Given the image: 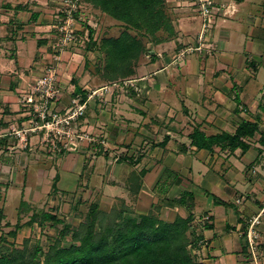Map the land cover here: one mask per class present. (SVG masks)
<instances>
[{"label": "crops", "instance_id": "crops-1", "mask_svg": "<svg viewBox=\"0 0 264 264\" xmlns=\"http://www.w3.org/2000/svg\"><path fill=\"white\" fill-rule=\"evenodd\" d=\"M213 2L216 5L229 3L234 11L229 16L215 15L208 36L210 46L199 53L186 54L184 60L179 62L180 57L174 53L188 44L198 43L197 33L201 22L199 14L191 9L188 11L186 8L185 12L177 14L175 20L171 19L178 34L172 41L175 52L164 49L158 54L152 49L151 54L155 53V57L150 58L146 65L148 72L143 74L149 77L138 82L140 87H147L149 93L138 94L132 89L135 95L128 98V95L122 96L119 99L121 104L118 103L120 108H113L115 116L111 111L107 112L104 115L106 121H101L104 123L101 132L106 135L109 133L115 139L120 134L124 140L125 134L139 127L135 140L131 138L130 141L135 146L137 142L141 143L143 136L148 140L153 137L149 132L153 127L150 124V128H147V120L156 119L158 126V119H169L164 123L159 120V125L163 126L160 127L162 135L158 134L155 141L159 143L164 140L162 145L156 143L147 148L133 163L115 158L112 164L106 166L105 174H102L105 183H101L109 188L120 186V195L102 194L96 191L97 185L90 183V171L94 170L95 163L91 159L92 155H89L90 150L87 151L88 144L79 147L81 151H78L79 148L64 149L56 157L40 154L37 157L43 159H38L35 154H28L18 139L8 137L4 143L12 155L6 158V154L0 150V162L7 166L10 164L9 158L11 162H16L14 164H24L26 169L30 162H41L43 165L54 162L49 178L53 181L57 177L56 192H74L83 179L82 185L86 186V190L90 189L102 200L115 196L127 199L129 194L134 196L135 208H131L135 214L147 213L153 203L176 197L182 190L190 191L193 194V222L202 226L200 240L204 243L199 249L200 262L247 264V254L242 252V229L264 204V148L258 143L259 134L247 140L249 147L244 152L240 148L233 151L218 147H214L213 151L196 149L189 144L188 134L195 127L207 136L221 132L232 134L243 121L257 122L259 131L264 133V0ZM10 62L5 57L0 58V65ZM17 64L16 60L14 69L18 73ZM28 73L26 71V75ZM13 74L0 71V100L28 93L27 84H22ZM58 103L60 108L65 106L62 100ZM129 105L133 107V112H127ZM88 112L84 119L85 126L89 123L95 126ZM18 114L17 119L20 120L22 113L18 111ZM5 115V119L10 116ZM112 117H117V120H108ZM121 119L124 125L115 126L122 123ZM174 119L183 121L185 128L171 125ZM136 121L143 125L145 123V126L138 123L135 126ZM33 137L36 136L30 134L27 137L31 145L34 144ZM105 156L114 157L111 153ZM6 166L5 170H9ZM44 170H39V181ZM141 171H144L141 187L136 194H132L126 185L128 177L132 172L139 175ZM8 175L0 174V179L3 176L7 179ZM72 177L76 180L73 187L65 183L66 178ZM188 184L192 185L193 190L188 189ZM159 186L162 187L161 193L155 195L153 191L158 190ZM51 187L52 183L49 189ZM194 188L200 189L202 193H196ZM160 213L163 219L171 221L177 215L184 217L187 210L182 206L164 204ZM260 232L264 244V218Z\"/></svg>", "mask_w": 264, "mask_h": 264}, {"label": "rangeland", "instance_id": "rangeland-1", "mask_svg": "<svg viewBox=\"0 0 264 264\" xmlns=\"http://www.w3.org/2000/svg\"><path fill=\"white\" fill-rule=\"evenodd\" d=\"M75 2V0L72 2H64L63 0H0V58L5 57L11 61L9 64L0 65V71L3 73L7 72V74L10 72L12 74L14 73L13 75H16L17 79L20 80L22 84H27L26 88L28 90V93L25 94H20L21 91H19L20 93L18 92V94L22 96L15 97V95H12L11 97H4L3 100H0V126L4 127L1 128L0 132L7 133L9 130L12 131V128L20 127L22 124L28 126L31 124L34 125L36 121L39 123L32 109V103L36 102L37 95L33 94L31 90H33L35 79L46 74L49 69V73H51L56 80L60 95L58 97L59 99L56 100L55 98L52 101V105L58 108V102L62 100L65 105L64 107H74L77 103L86 101V111L88 112V110H90L88 113L91 115V119H94L93 122L95 126L89 123L86 124V126L89 125L86 127L84 123L85 117H81L77 120L76 126L74 124V127L71 129V133L73 132L75 135L86 133L88 136L94 138V141L83 140L81 144L78 143L77 147L79 148L88 144L86 146V148H88L87 151L90 150L89 155H92L91 159L95 163V168L94 170L92 169L93 172L92 170L90 171V174H92L90 183L97 185L96 191H100L102 194L114 193L120 195L118 194L120 186H114L112 188L110 186L109 188L101 183L104 182V176L102 174H105L106 166L112 164L115 158L122 159L129 156L137 157L147 148L155 145L157 143V135H162L160 129L162 124L159 125V120H162L164 123V121L166 122L169 119H158V126H156V119L150 118V121L147 120V128H150V124L151 127H153L152 131H149L153 134V137H150L148 140L146 136H143L144 139H141V143L137 142V145H135L138 147H135L130 141L136 134L138 135L136 131L139 130V127L131 129L129 133L125 134L126 139L124 140L121 139L122 135L120 134H118L119 137L115 139L112 138L109 133L106 135L101 132V126H104V123L101 121H106L104 115L111 111L113 116H115L113 108H120L118 105L119 99H121L122 96L126 97V95H128V98L131 97L132 94L135 95L133 92L135 89L130 86H124L121 83L123 80L115 79L112 82H108L106 78L97 74L95 64L97 67H103L104 61L98 58L99 52L86 49V43L89 41L88 27L94 30L91 40L98 43L104 37L118 36L124 29V25L83 0H78L77 4ZM196 3L197 1L195 2V0H165V9L170 18L175 20L177 18L176 15L185 12L184 10L186 8H188V11L193 10L195 13L199 14L198 5H196ZM19 4H28L29 6H27V8H19ZM194 7H196V9ZM30 10L39 13L36 20L31 21L29 19ZM63 11L66 13L65 16L60 14V12ZM71 11L77 12V18L72 16ZM221 13H223L222 15H231L228 8ZM198 16L201 27L197 33V40L201 37V33L203 32V16L201 14ZM212 24H214L213 19L210 20L207 26V36H209V30ZM129 32L131 34H137L132 29H130ZM157 34H159L158 38L164 40L157 45L149 37H139L147 49H155L158 54L162 53L164 49H170L171 51L175 49L172 41L178 37L176 32L172 35L164 32H158ZM44 40H46V42H43ZM194 45L188 44L184 49L192 48ZM204 46L207 47L208 44L205 42ZM184 49L181 48L177 52L174 50V55L180 57L178 59L179 62L184 60L183 58L186 54L198 52L195 50L188 51L185 52L186 54L184 53L183 56H179V52L184 51ZM16 60L18 63V66L16 65L18 67V73L15 72L16 70L14 69ZM85 60L89 61V69L85 67ZM149 60L150 57L142 53L135 63L134 75L130 79L136 81L148 79L149 75L143 74L148 72L146 65ZM26 71H29V76L26 75ZM30 78L32 81H30ZM77 86L81 88L80 91H76ZM147 89V87H144L142 91H137V93H144L147 95L149 93ZM82 90H85L86 93L84 101L81 100L83 98ZM132 108L133 107L130 105L129 108L127 106V112H133ZM18 111L20 114L22 113L21 117H19L20 120L17 119L19 114L16 115ZM86 111L85 115H87ZM64 113L65 110L62 109L61 114ZM5 114H10V116L8 115L6 117L7 119H5L3 118L6 116ZM108 120L116 121L117 117H112ZM144 120H146V118H144ZM120 122L122 123H114L115 126L124 125L122 119ZM141 122L143 121L141 120ZM137 123L138 121L135 122V126ZM53 124L55 129H61L60 126H57V123ZM139 125L145 126V123L144 125L142 123ZM171 125H178L177 128L181 126L185 128L183 121L180 119H174ZM186 128L189 129L188 126ZM55 132L56 131H51L49 135L48 133L46 134L45 131L44 133L43 131L28 133L26 137L30 134L36 136L33 137L32 142L34 144H29L30 139L28 140L26 138L27 146L23 147V149H25L28 154H35V158L38 159H43V157H37V155L41 156L40 154L56 157L59 154L58 151L51 152L52 148L50 146V141L56 140ZM186 134L187 133H182L181 135ZM6 137L8 138V136L0 137V150L2 154H6L5 157L7 158V156H11L12 154L9 152L10 150L5 147V144L2 145ZM47 139L49 140L46 141ZM57 139L56 142L58 147H62L67 141L63 139L59 140V138ZM101 140L107 142V145L104 146L100 142ZM78 151H81V149L79 148ZM96 151H100L101 154L97 155ZM104 153L108 155L111 153L114 157L109 156L108 158ZM13 154L15 153L13 152ZM8 160L10 164H7V166L0 162V174H9V178L4 179L3 176V178L0 179V209L3 213L1 225L8 222V226H2L0 229V236L4 237V240L0 238V250L3 246H8L10 248L13 246L22 247L23 242L27 240L28 248L39 245L42 247V250L46 251L49 245L56 239H61L60 232L63 230L65 223L72 227L78 226V224L85 219L89 204L96 200L99 201L97 203H100V208L105 211H109L112 204L117 203L115 205H119L117 199H123L133 210L135 208V197H132L131 194H129V196L127 195V199L115 196L110 199L103 198L102 200L99 196L91 192L90 189L86 190V186L82 185L84 182L83 179L79 181L76 190L71 193L61 194L53 191L52 187L49 189V186L53 183L52 179L49 178V172L53 170L54 162L53 164L46 163L44 165L41 162H30L26 169L25 166H23L24 164H14L16 162H11L9 158ZM3 162H6V160ZM5 166L6 168L9 167V170H5ZM40 169L45 170L39 181ZM75 182L76 180L73 177L66 178L65 180V183L71 187L76 185ZM187 187L193 190L192 185L188 184ZM161 189L162 187L159 186L158 190L152 191L156 195V193H161ZM194 191H196V193L201 192V190L197 188H194ZM21 200H23L26 205L20 204ZM163 206L164 203L161 204V209L159 210L160 216V211ZM33 212H40V214L42 212H50L56 214L62 222L52 223L49 220H45L42 221L43 225L40 226L39 220L41 217H37L36 221L28 225L26 223ZM38 215L39 214H37V216ZM16 223L22 225L15 229ZM201 227L192 220L190 222V228L186 232L189 240L187 250L189 254L198 261H200L199 249L204 243L200 240ZM10 230H15V236L12 237L8 234ZM69 236L70 233L64 235V239L61 240L62 244H68ZM10 243L13 244L9 245ZM246 262L248 264L249 260L247 259Z\"/></svg>", "mask_w": 264, "mask_h": 264}, {"label": "trees", "instance_id": "trees-1", "mask_svg": "<svg viewBox=\"0 0 264 264\" xmlns=\"http://www.w3.org/2000/svg\"><path fill=\"white\" fill-rule=\"evenodd\" d=\"M63 1L72 2L74 0ZM75 1L77 4L78 0ZM83 1L124 25V29L118 36L104 37L98 43L91 40L94 30L88 27L89 41L86 43V49L99 52L98 58L104 61V66L97 67L94 63L96 71L108 82L115 79L132 78L135 63L142 53L150 58L155 57V53L151 54V49L144 46L139 36L149 37L155 44H158L164 41L158 38V32L171 35L175 33L171 18L165 9V0ZM27 6L29 5L21 4L18 7L27 8ZM71 13L77 18V12L71 11ZM60 14L66 15L64 11ZM38 16V12L30 10L29 19L31 21L36 20ZM130 29L137 34H131ZM85 67L89 69L87 60H85ZM80 89V87H76V91H80ZM81 92L83 96L81 100L84 101L85 90ZM84 117L85 114L82 118ZM256 133L259 134L258 143L264 148V133L259 131L257 122L249 121L241 122L232 134L221 132L207 136L195 127L188 134V139L189 144L195 146L196 149L213 151L214 147H218L233 151L240 148L244 152L249 147L247 140L253 138ZM163 142L164 140L157 145H162ZM2 143V145L5 144ZM98 154L101 152L98 151ZM104 154L106 155V153ZM139 156L122 159L133 163ZM143 173L144 171H141L138 175L132 172L129 175L126 185L132 194L139 191ZM56 180L57 177L52 183V190L55 192ZM117 200L119 205L112 204L109 211L102 210L100 203H97L98 200L90 203L85 219L74 227L65 223L60 232L61 239H56L46 251L42 250L39 245L28 248L27 240L23 242L22 247L3 246L0 250V264H202L194 259L187 250L189 240L186 232L193 220L191 213L192 192L182 190L176 197L159 200L157 203H153L144 214H135L131 206L123 199ZM163 203L182 206L187 210V214L184 217L177 215L171 221L163 219L159 214ZM20 204L26 205L23 200L20 201ZM37 214L39 215L37 216ZM37 217H41L40 226L45 220L52 223L62 222L56 214L33 212L26 224L31 225ZM2 219L3 213L0 209V229L2 226H8V222L1 225ZM21 225L16 223L15 229ZM245 229L246 224L242 229L244 239L242 252L248 256ZM68 233H70L68 244H62L61 240ZM8 234L12 237L15 236V230H10ZM0 238L4 240L3 236Z\"/></svg>", "mask_w": 264, "mask_h": 264}, {"label": "built area", "instance_id": "built-area-1", "mask_svg": "<svg viewBox=\"0 0 264 264\" xmlns=\"http://www.w3.org/2000/svg\"><path fill=\"white\" fill-rule=\"evenodd\" d=\"M196 1V5H198L199 14L203 16V32L201 33V37H199L197 40L198 43L192 46V48H186L184 49V51L179 52V56H183L184 53L188 51H203L207 48L204 46L205 42L208 44L209 47L210 44L206 31L210 20L214 19L216 14L222 15L223 13L221 12L223 10H226V8L230 10V13L234 11L233 6L229 3H221L219 5H216L213 0H195V2ZM49 72L50 70L48 69V72L46 74H43L38 79H35L33 90H31L33 94L37 95L36 102L32 103V109L34 110V114L36 115V118H38L39 123L36 121L34 125L31 124L28 126L22 124V126L20 127L12 128V131L9 130L7 133L1 134L0 137L8 136L9 138H16L19 142L22 143L21 146L23 148L27 146L26 136L28 133L35 131H43L44 133L45 131V133H48L49 135L51 131H56V140H58L57 138H59V140H67L62 147L57 146L56 140L50 141V146L52 148L51 152L58 151V153L62 152L64 149H76L78 147V143L81 144L83 140L94 141V138L88 136L86 133L78 135L73 134V132L71 133V129L74 127V124L76 126L77 120L85 114L87 104L86 101L82 103H77L74 107L67 106L56 108V106L52 105V101L55 98L56 100L59 99L58 97L60 95L59 89L56 85V80L54 79L53 75ZM140 80L136 81L129 78L127 80H123L121 83L124 86L133 87V89H135L136 91H141L144 87L139 86L138 82ZM62 109L65 110L64 114H61ZM53 123H57V126H60L61 129H55L53 127ZM48 140L49 139H47L46 141ZM101 143L104 146L107 145V142L103 140L101 141ZM263 218L264 204L257 211V213L252 215L247 220L246 223L244 235L248 249V264H262L264 260V244L262 242V235L260 232V227L263 223Z\"/></svg>", "mask_w": 264, "mask_h": 264}]
</instances>
